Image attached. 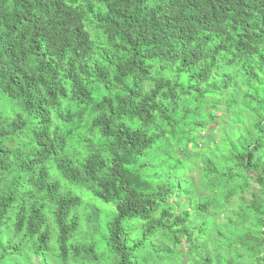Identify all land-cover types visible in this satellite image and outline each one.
Instances as JSON below:
<instances>
[{
	"label": "trees",
	"instance_id": "trees-1",
	"mask_svg": "<svg viewBox=\"0 0 264 264\" xmlns=\"http://www.w3.org/2000/svg\"><path fill=\"white\" fill-rule=\"evenodd\" d=\"M0 264H264V0H0Z\"/></svg>",
	"mask_w": 264,
	"mask_h": 264
},
{
	"label": "rangeland",
	"instance_id": "rangeland-1",
	"mask_svg": "<svg viewBox=\"0 0 264 264\" xmlns=\"http://www.w3.org/2000/svg\"><path fill=\"white\" fill-rule=\"evenodd\" d=\"M55 175H58V174L52 172V174H51L52 178L55 177ZM57 178H58V180H60L61 182L66 183L62 178H60V176H59V177L57 176ZM57 178H56L55 180H57Z\"/></svg>",
	"mask_w": 264,
	"mask_h": 264
}]
</instances>
